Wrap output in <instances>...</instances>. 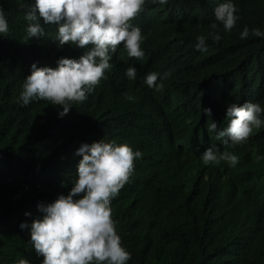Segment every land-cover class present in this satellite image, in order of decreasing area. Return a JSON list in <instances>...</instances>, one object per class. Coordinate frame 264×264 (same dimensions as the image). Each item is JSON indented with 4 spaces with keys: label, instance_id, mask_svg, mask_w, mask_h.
I'll return each mask as SVG.
<instances>
[{
    "label": "trees",
    "instance_id": "obj_1",
    "mask_svg": "<svg viewBox=\"0 0 264 264\" xmlns=\"http://www.w3.org/2000/svg\"><path fill=\"white\" fill-rule=\"evenodd\" d=\"M212 4L209 16L188 12L175 32L150 40L149 47L165 67L188 65L198 71L171 85L193 97L189 101L211 106L218 125L201 134L202 117L180 108L169 113L177 125L170 138L160 137L158 151L164 152L169 144L177 148L161 161L172 162L170 176L187 180L189 185L194 180L195 202L183 206V214L190 217L197 210L219 214L221 210L229 228L243 232L240 237L264 241V0H220L219 12L210 16ZM197 34H201L197 42L203 41L209 52L182 58ZM56 51L50 35L27 41L25 23H16L12 40L0 39V156L4 158L0 163V264L19 255H36L49 264H235L226 256L218 260L205 253L209 247L194 223L146 206L165 189L154 168L147 177L112 171L103 175L102 183L98 180L97 166L81 148L82 139L87 137L95 111L105 105H126V82L115 67L92 100L73 107L79 112L59 120L58 111L45 105L53 99L51 85L29 77L39 61L51 60ZM227 82L231 86L221 98L219 93ZM207 85L211 88L205 89ZM251 99L258 101L250 116L261 132L255 140L233 147L242 157L240 165L219 167L216 150L202 157L207 147L221 148L220 127L228 124L225 117L232 120ZM216 105L223 106L220 116ZM121 122L130 133L150 125L133 115L131 107ZM178 147L194 150L183 152ZM115 163L108 157L102 167ZM248 171L260 174L256 210L262 221L227 201V191L217 181L238 184L236 176ZM195 172L202 177L194 178ZM130 179L132 184L121 198H134L145 209L133 221L114 192V187ZM212 184L220 185L219 193ZM31 222L38 224L37 229L20 226ZM67 228L77 244H65L60 237ZM243 263L264 264V255L248 249Z\"/></svg>",
    "mask_w": 264,
    "mask_h": 264
},
{
    "label": "clouds",
    "instance_id": "obj_2",
    "mask_svg": "<svg viewBox=\"0 0 264 264\" xmlns=\"http://www.w3.org/2000/svg\"><path fill=\"white\" fill-rule=\"evenodd\" d=\"M219 2L220 0H0V39L12 40L16 23H25L27 41H40L45 35L53 37L54 44L57 45L55 56L49 61H39L29 77L33 81H45L51 85L53 99L45 105L53 108L50 111H58L61 115L57 116L59 120L79 112L72 108L92 100L110 72L115 67L118 68L126 82V105H105L95 111L90 115L91 124L85 132L87 137L82 139L83 153L86 151L97 166L96 177L101 183L103 175L112 171L132 178L135 175L147 177L150 168H154L158 172V178L161 177L164 181L165 189L146 206L174 219L194 223L209 247L204 252L212 258L219 260L226 256L235 264H244V255L248 249L264 255V241L240 237L243 232L229 228L227 217L221 210L219 214H210L208 211L201 213L199 210L190 217L183 214V206L195 202L193 195L196 190L191 187L194 180L189 185L187 180L170 176L168 171L173 166L172 162L165 164L161 161L171 150L177 151V148L171 149L173 145L169 144L164 152L158 151L160 137L165 135L170 138L173 127L177 125L176 119L171 118L169 113L185 108L201 116V134L216 129L218 120L211 106L189 101L193 97L184 96L171 85L198 71L188 65L185 68L165 67L150 49V40L164 38L175 32L188 12L193 15L206 13L209 16L208 8L212 4L210 16L217 14ZM200 36L201 34L196 35L191 46L181 55L182 58L193 59L196 55L209 52L210 47L204 45L203 41L197 42ZM230 86V82L223 86L219 93L221 98ZM209 88L211 86L207 85L205 89ZM31 92L32 89L25 91L27 98ZM127 107H131L133 115L150 125L139 127L133 133L128 132L121 122ZM256 107L258 101L251 99L243 111L234 113L232 120L225 117L228 124L220 127L221 148L207 147L201 156L207 157L210 150H216L215 164L224 169H236L242 157L233 147L255 140L261 132L256 129L259 126L255 124V118L250 116ZM222 108L223 106L216 105L219 116ZM81 115L85 123L84 116L82 113ZM61 128V125L57 127L59 130ZM261 145L264 147V139H261ZM257 147L258 144L255 148ZM178 150L188 152L194 148L178 147ZM108 157L117 163L102 167V162ZM178 158L179 156L177 161ZM3 160L0 156V163ZM196 175L193 177H202L199 173ZM236 177L238 184L230 183L228 186L224 180H217L222 190L227 191L226 200L262 221L263 218L256 210L260 174L248 171L244 176L240 174ZM131 180L114 187V192L121 200L119 202L127 216L133 221L145 209L134 198H121L132 184ZM219 184H212V188L218 193ZM206 201L211 203L208 198ZM20 226L37 229L38 224L31 222ZM59 235L64 238L65 244H77L68 228ZM49 263L52 262L36 255L29 258L19 255L17 259H10L7 264Z\"/></svg>",
    "mask_w": 264,
    "mask_h": 264
}]
</instances>
